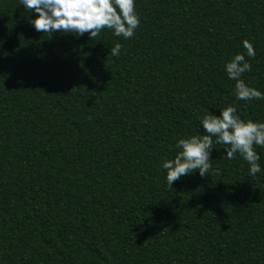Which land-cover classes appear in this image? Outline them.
<instances>
[{
  "label": "trees",
  "instance_id": "16d2710c",
  "mask_svg": "<svg viewBox=\"0 0 264 264\" xmlns=\"http://www.w3.org/2000/svg\"><path fill=\"white\" fill-rule=\"evenodd\" d=\"M136 11L129 40L51 39L0 0V264H264V171L215 142L206 178L169 187L161 168L207 111L264 122V100H236L225 72L249 40L242 79L264 93V0Z\"/></svg>",
  "mask_w": 264,
  "mask_h": 264
},
{
  "label": "clouds",
  "instance_id": "9594fccd",
  "mask_svg": "<svg viewBox=\"0 0 264 264\" xmlns=\"http://www.w3.org/2000/svg\"><path fill=\"white\" fill-rule=\"evenodd\" d=\"M19 3L25 11L35 15L29 21L34 30L46 33L51 39L55 33H67L76 38L87 35L92 40L107 30L116 37L129 40L140 27L136 0H19ZM122 47L116 43L109 51L112 56L119 57ZM242 47L246 54L237 53L225 64L228 79L235 81V98L245 102L264 100V93L242 79L244 73L252 71L249 60L256 56L255 47L249 40H243ZM219 113L214 115L207 111L201 118L203 134L198 132L179 139L176 147L180 151L175 158L162 162L161 168L166 171L169 187L196 172L201 178H206L212 170L214 142L227 146L225 157L228 160L236 159L238 154L249 165L250 175L264 171L256 150L257 147L264 149V122L242 120L232 105L219 110ZM213 174H219L218 170Z\"/></svg>",
  "mask_w": 264,
  "mask_h": 264
}]
</instances>
